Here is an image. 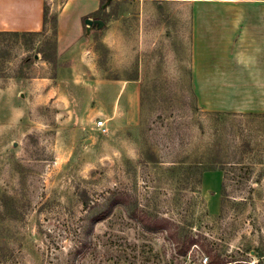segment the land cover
I'll list each match as a JSON object with an SVG mask.
<instances>
[{
    "label": "rangeland",
    "instance_id": "1",
    "mask_svg": "<svg viewBox=\"0 0 264 264\" xmlns=\"http://www.w3.org/2000/svg\"><path fill=\"white\" fill-rule=\"evenodd\" d=\"M57 10L45 32L0 42V264H211L208 251L264 264V114L203 110L183 55H159L143 60L138 125L103 119L110 94L88 80L136 76L137 4L104 1L86 24L102 55L47 62ZM204 167L223 169L219 195ZM113 193L129 205L93 222ZM135 204L169 230H145ZM179 228L198 241L186 255L169 238Z\"/></svg>",
    "mask_w": 264,
    "mask_h": 264
},
{
    "label": "crops",
    "instance_id": "2",
    "mask_svg": "<svg viewBox=\"0 0 264 264\" xmlns=\"http://www.w3.org/2000/svg\"><path fill=\"white\" fill-rule=\"evenodd\" d=\"M104 1L0 0V32L41 33L46 12L48 18L58 5L55 55H102L86 36L85 19H94ZM122 1L137 4L139 66L129 80H88L102 98L110 94L98 110L103 119L138 125L144 61L159 55H183L203 110L264 114V0ZM222 183L220 170L202 175L205 192L219 195Z\"/></svg>",
    "mask_w": 264,
    "mask_h": 264
},
{
    "label": "trees",
    "instance_id": "3",
    "mask_svg": "<svg viewBox=\"0 0 264 264\" xmlns=\"http://www.w3.org/2000/svg\"><path fill=\"white\" fill-rule=\"evenodd\" d=\"M101 11V8L97 13H95L93 16L96 17V15ZM50 23H51V30L52 34L55 37L54 40V55H42L43 60L47 62H53L56 61L57 55L56 53V33H57V15L56 13L50 17ZM86 20V19H85ZM48 25V18H47V12H46V17L44 19V29L42 32H45L47 29ZM7 34H10L9 32H0V42L3 36H6ZM11 34H21V33H11ZM24 34V33H22ZM1 53V52H0ZM5 54V53H4ZM5 55L0 54V58ZM220 169L223 170L222 168H216V167H204L202 168V171H207V170H216ZM125 195L119 194V193H113L110 198L106 200V202L103 204V207L101 209L100 214L97 216V218L92 217V221L96 222L97 220L100 219V217H103L105 214L109 213L113 207H115L117 204H126L129 205V202L126 200ZM132 211H129V216L131 219L134 221L138 222L145 230L148 232H156L162 228H166V224L169 225V220L167 219H161L156 216L151 215L148 212L140 210L136 204L131 206ZM169 230V226L167 228ZM169 238L174 242V245L176 247V252L179 255H186L187 252L189 251L190 247L194 244H196V241L188 231L182 230L179 228V230L176 231H169ZM209 255L210 263L211 264H225L227 261H224L221 257L220 254L208 251L207 252ZM236 264H241V263H236Z\"/></svg>",
    "mask_w": 264,
    "mask_h": 264
},
{
    "label": "built area",
    "instance_id": "4",
    "mask_svg": "<svg viewBox=\"0 0 264 264\" xmlns=\"http://www.w3.org/2000/svg\"><path fill=\"white\" fill-rule=\"evenodd\" d=\"M96 126H97V128H99V130H101L102 133L108 132V128L106 126V123L103 120H98L96 122Z\"/></svg>",
    "mask_w": 264,
    "mask_h": 264
},
{
    "label": "water",
    "instance_id": "5",
    "mask_svg": "<svg viewBox=\"0 0 264 264\" xmlns=\"http://www.w3.org/2000/svg\"><path fill=\"white\" fill-rule=\"evenodd\" d=\"M92 23H93L92 19H86V24H87L88 26H91ZM98 23H99L100 26L102 25V22H101V21H98Z\"/></svg>",
    "mask_w": 264,
    "mask_h": 264
}]
</instances>
